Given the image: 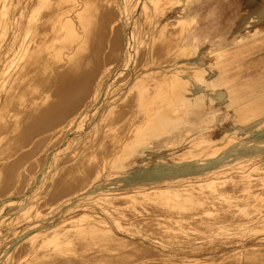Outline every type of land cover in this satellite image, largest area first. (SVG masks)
<instances>
[{"label": "bare ground", "instance_id": "obj_1", "mask_svg": "<svg viewBox=\"0 0 264 264\" xmlns=\"http://www.w3.org/2000/svg\"><path fill=\"white\" fill-rule=\"evenodd\" d=\"M189 1L166 0L165 7L157 10L163 20L158 24V31L149 36L145 70L135 76L124 96L106 101L107 104L99 108V119L93 120L90 129L97 133L113 114L139 109L125 124L114 161H106L104 155L103 161L93 164L90 173L78 176L76 185H71L73 190L61 198L62 203L98 199L102 204L101 213L82 210L39 227L35 219L26 222L25 232L1 248L0 264H68L59 248L66 245L71 247L70 251H75L72 246L76 237L97 247L87 251L89 256L82 263L75 255L74 261L79 264H147L154 259L163 264H264V250H247L249 244L264 247V235L251 243L223 249L220 257L208 256L217 252L183 249L182 246L161 250L156 248L159 243L155 240L146 242L140 235V242H136L130 237L140 248L149 251L141 254L134 245V252L130 251L131 243L119 242L122 239L113 228L115 224L120 230L130 229L134 233L133 227L148 235L136 224L153 219L189 230L192 222H200L217 225L219 231L235 229L252 219L264 222V211L258 212L256 202L246 201L241 206L248 205L256 216L230 224L228 218L235 220V215H243L246 210L241 208L237 213L235 209L227 210L234 205L228 197H244L246 193L230 195L229 191L219 189L218 183L223 178L233 177L234 173L245 182H260L242 176L254 175L253 168H260L264 173V103L253 107L257 99L264 96V22L259 23L264 21V4L254 9L244 22L234 25L230 35L223 32L218 37L200 39L195 34L192 16H165L166 7L182 4L183 9ZM158 2L160 0L4 1V15L0 19V156L5 159L0 169L2 177L14 173L18 180L21 170L27 167V159L22 160L20 167H15L18 152L14 146L35 138L44 139L46 143L38 144L35 159L39 153L45 159L49 155L45 151L47 144L61 137L77 118H84L97 107L110 65L118 58L127 61L132 56V49L127 48L124 38V17L130 18L134 12L139 17H149ZM161 49L172 51L166 55ZM194 50L198 53L195 58ZM191 71L193 77L187 74ZM182 78H187L188 82L180 86ZM50 130L54 133L45 136ZM12 134L15 138H7ZM78 139L74 136L63 149H71ZM56 159L55 155L53 164L48 166L50 169L29 177L38 185L32 198L36 193L34 197L38 196L44 184L47 186L56 179L60 172L54 165ZM132 168L135 173L127 174ZM81 172V168L74 171ZM107 172L118 175L106 177ZM122 182L132 186L116 192ZM11 183L12 180L8 184L4 180L0 190L13 191L17 186ZM154 188L167 190L171 199L184 196L181 192L185 190L188 194L184 197L189 198L187 204H195V210L152 209L143 201L124 202L120 207L110 198L146 195ZM213 205H217L216 210ZM124 206L132 210L125 211ZM220 209L227 214L221 219L215 216ZM42 210L38 209L37 214L44 213ZM257 226L249 224L242 231L249 232ZM7 234L8 231L3 235Z\"/></svg>", "mask_w": 264, "mask_h": 264}, {"label": "rangeland", "instance_id": "obj_2", "mask_svg": "<svg viewBox=\"0 0 264 264\" xmlns=\"http://www.w3.org/2000/svg\"><path fill=\"white\" fill-rule=\"evenodd\" d=\"M4 1L5 0H0V19L4 15ZM165 1L166 0H160V2H158L155 6V9H153L152 15L149 17H139L138 14L134 12V14L131 16L132 18L124 17V25L121 23V20L118 21L121 25L124 26L123 33L126 46L129 50L132 49V56H129V59L127 61L124 60V58H118L114 63L110 65V68L106 72L108 74V76H106L107 83L105 82L106 85L102 86L101 88V94L99 95V98L97 100V107L93 108L84 118H77V121L67 126V129H65V132L61 137H57L47 144V146L45 147V151L49 153L47 158L44 159L43 154L40 156L39 153V157L35 159L36 154L38 155V144L41 143L42 146L46 143V140L44 139L41 140L35 138L27 143H24V145L21 144L18 147L17 145L14 146V149L18 152L17 158L14 160L15 167H20L22 160L26 159L27 167L24 170H21L18 180L15 179L14 173L8 175L7 178H4L0 175V187L4 186V180H6V184H8L10 180H12L11 185L16 183L17 186L13 191L0 190V255L1 248H3L6 243L11 244V240L18 234L24 233L25 227L27 225L26 222H29L32 219L37 220V227H39L42 225V223L52 224L63 219L66 216L69 217L71 215L82 212V210H87L98 215L101 213L102 204L99 203L98 199H84L76 201L74 199V201H67V203H62L61 198L63 196H68L70 191L73 190V187H71V185H76L78 176H81L84 172L87 171L90 173V171L93 169V164L99 161L102 162L104 155H106V161L108 162H113L116 158V152L120 150L118 140L122 132L124 131V128H126L125 124L128 120L131 119L134 113H139V109H129L128 111L120 112V114L116 116H113V114L107 119L106 125L101 127V129L97 133H95V130H92L90 128L94 123L93 120L96 118V121L100 117L101 111L99 108L102 109V106H105L107 104L106 101H108L112 97L119 98L120 96H124L127 92V88L133 83L132 81H134L135 76L140 74L142 70H145V58L147 57L146 46L148 45V41L151 40L150 37L153 36V33L158 31V24L161 22V20H163V15L159 14L157 10L165 7ZM7 2L10 3L11 0H7ZM193 3H195V15L191 11V5ZM263 4L264 0H191L185 4L183 9L181 7L182 4H179L178 6L166 7L167 13L165 16H192L194 18L193 27L195 28V34H198V38L203 39V36L218 37L223 32H226L228 34L231 33L234 25L244 22V19L249 18L251 12L254 9H258V7L262 6ZM263 22L264 21H260L259 23L262 24ZM140 39L143 40L141 41ZM205 44L207 43H204V45ZM171 51L172 50L166 52V50L161 49V52L166 55L171 53ZM197 55L198 53L194 50V58ZM163 56L164 55H162L161 57ZM157 58L160 57L158 56ZM106 60H108V57ZM112 60L113 59L109 60L108 62H111ZM93 64L94 63L91 64L89 69L92 68ZM113 74L114 76H112ZM187 74L191 75L192 71L187 72ZM191 76L193 77L194 75ZM188 78L190 79V76ZM187 82V78H182L180 86L187 84ZM113 93L116 94L114 95ZM260 98L262 100L257 99V102L253 104V107L255 105H261V102L264 103V96ZM53 133V130L46 131L45 136L51 135ZM74 136H76V138H79L78 142L73 143L71 149H63L68 144L67 141H70V139ZM7 138H15V134H12L11 137L7 136ZM79 141L81 142L79 143ZM55 155L57 161L55 160L54 165L60 168L59 174L56 176V179L49 185L46 186L44 184V189L38 192V196L34 197V195L37 194L36 193L32 198L31 194L38 190V185L35 182V179L29 180V177H31V174L33 173L40 174L43 170L50 169L51 167L48 166L53 164L52 160ZM12 159H14L13 156ZM4 161L5 159H2L1 157L0 169L3 167ZM65 164L66 166L64 167ZM77 168H81L83 172L79 174L74 173ZM251 172L256 173L252 176L247 175L242 177L248 179H256L254 181L260 182H245L242 180V178L235 176L236 173H234L233 177L230 176L228 178H223L218 182L220 183L219 185H221L219 189L229 191L230 195L231 193L234 194V196L242 193V195H244L246 193V196L244 195V197L239 196L237 198H230L229 196L227 199L228 201H232L234 203L233 208L227 207V210L235 209L236 213L239 212L241 208H244L246 210L244 211L245 213L243 215H235V220H231L233 218H228V220H230L229 223L232 225L236 224L237 222H241V220L243 219L248 220L247 218L254 217V215L256 216L255 212L249 211L251 210V207H248V205H246L245 207L241 206V203L243 202H256L259 207L258 212L260 210L264 211V173L260 170V168H253ZM126 173L129 175H133L135 173L134 168L130 169ZM106 174H108V172L105 173V176ZM116 175L118 174H108L106 177H114ZM237 175L239 174L237 173ZM28 181L29 186H26V183ZM130 186L132 185H126V182H122V184L118 186V188L120 189L117 188L115 191L119 192L122 190H127ZM110 187L111 186H109V188ZM77 189L78 187H75V190ZM165 191H159L158 188H154L150 191L151 193L146 195L138 194L135 197L117 195L110 198L111 201H113L120 207L123 206L124 202L143 201L147 206H151L152 209L186 211H189L190 209L195 210V204H193L192 206L187 204L189 198L188 196L184 197L185 194H188V192H186L185 190L181 192L184 196L179 197L178 199L169 198V192ZM170 193L173 195L172 190L170 191ZM189 193L193 192L190 191ZM195 202H197V200H195ZM41 208L43 209L42 211L44 213L37 214L36 211ZM124 209L125 211L130 212L132 210V207L124 206ZM213 209L216 210L217 205H213ZM223 215L227 214L222 209L215 212V216L220 217V219L223 218L221 217ZM247 223L248 224H241L235 229L227 230V228H222L219 231H217L216 229L217 225H206L201 224L200 222H192L190 224L191 227L189 230H181L171 222L157 221L153 219L142 220L140 223L136 224L139 229L145 230L148 235L138 232L137 229L133 227L131 228V230H133L134 233H131L130 229L120 230V228L118 229V226H116L115 224L113 228L115 232H117L121 237L120 239H122V241L119 242L127 241V243H131V252H134V245L139 248V253H149V251L145 247L140 248V245L132 242V240L130 239V237L133 236V239L136 240V242H140V240H138V237L142 235L145 237V239H147L146 242L152 239L153 241L155 240L157 243H159L156 246L157 249H180V247L182 246L183 249L197 248L199 250H204V252H217L215 255L209 254L208 256L220 257L223 249L227 250L230 248V246L240 243H251L255 239H259L264 235V222L262 220L252 219L248 220ZM249 224H257L258 226L253 230H250L249 232L242 231V228H247ZM32 230L35 232V230L37 229L36 227H34ZM7 231V236H4L3 234ZM120 231H125L126 233L124 234ZM83 242L84 239H82L81 237H76L75 244L72 246V250H75L73 252L70 251L71 247L69 248L66 245L62 248H59L63 250L62 255L68 261V264L78 263L77 261H74L75 255L80 257V261H78L79 263H82L83 259L89 256L87 251H93L95 248H97L93 244L90 246L89 242ZM111 242L116 243L118 241L111 240ZM247 250H264V247L249 244ZM167 252H169V250H167L166 253ZM54 256L57 257V253H55ZM45 264H49V262H46ZM147 264L163 263L157 262L156 259H154L149 261ZM164 264H172V262H167Z\"/></svg>", "mask_w": 264, "mask_h": 264}, {"label": "crops", "instance_id": "obj_3", "mask_svg": "<svg viewBox=\"0 0 264 264\" xmlns=\"http://www.w3.org/2000/svg\"><path fill=\"white\" fill-rule=\"evenodd\" d=\"M191 11H192V13L195 15V3H193L192 5H191ZM192 14V15H193Z\"/></svg>", "mask_w": 264, "mask_h": 264}]
</instances>
